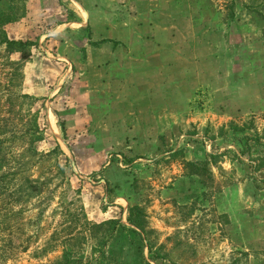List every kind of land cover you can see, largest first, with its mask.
<instances>
[{
    "label": "rangeland",
    "instance_id": "rangeland-1",
    "mask_svg": "<svg viewBox=\"0 0 264 264\" xmlns=\"http://www.w3.org/2000/svg\"><path fill=\"white\" fill-rule=\"evenodd\" d=\"M9 4L6 37L29 45L0 44V264L70 248L94 262L106 227L69 237L85 220L130 227L132 206L148 264H264V0ZM168 15L214 44L195 72L132 54L131 41H163Z\"/></svg>",
    "mask_w": 264,
    "mask_h": 264
},
{
    "label": "trees",
    "instance_id": "trees-1",
    "mask_svg": "<svg viewBox=\"0 0 264 264\" xmlns=\"http://www.w3.org/2000/svg\"><path fill=\"white\" fill-rule=\"evenodd\" d=\"M15 16L17 17L13 7L9 4L6 5L4 8H0V44H4L7 49H12L17 47L23 48L28 43H22V42H15L10 41L7 39L6 34L3 30V27L12 22L15 19ZM17 50V49H16ZM35 140H39V137H35ZM33 142V140L31 141ZM210 159H214L213 155H209ZM209 161H203L198 163H185V166L192 169V173H188L187 175L192 176H199L202 171L209 172L208 164ZM2 165H0L1 169ZM32 181H29L28 183H31ZM84 219H86L84 217ZM128 225L130 227H127L120 223V219H111L107 222L98 223V224H92L85 220L83 224L79 227L81 230L77 231L78 233L76 235H72V233H69L68 236L69 240H77L79 239V235L82 233H89V236L91 237L94 234V230L101 229V227H106V234L107 238L103 241H98L97 247H92V254L99 253L100 256L98 259L94 262H90L87 264H124L123 263V257L125 253H132L134 257L133 264H148L145 261V258L143 257V242L144 238V214L142 211L135 206L129 207L127 211V219H126ZM119 238L121 240L120 246L118 250H115L112 248L115 244L112 242V239ZM112 242V247L109 246V249L107 253L103 251V247L107 245V242ZM81 256L73 249H67L63 252L61 258L56 261L55 264H84L80 260Z\"/></svg>",
    "mask_w": 264,
    "mask_h": 264
},
{
    "label": "crops",
    "instance_id": "crops-1",
    "mask_svg": "<svg viewBox=\"0 0 264 264\" xmlns=\"http://www.w3.org/2000/svg\"><path fill=\"white\" fill-rule=\"evenodd\" d=\"M171 21V23L169 22ZM173 24L174 26H170ZM165 27V28H164ZM162 30V36L164 34L163 41H131V45L135 46L133 49V55L136 57H141V60L146 64L141 69H146L147 61L153 59L156 56L163 58V61H171L172 70L178 69L179 71L190 70L196 71L199 63L206 61L205 59H211L210 57L214 54L215 48L212 41H196L197 33L194 32L195 25H193V20L185 16L181 17H171L168 15L166 17V23L164 24ZM210 27L205 26L202 29L208 30ZM101 43L108 44V41H100ZM155 45V50L150 48L147 51V46L150 44ZM114 45V44H113ZM179 54V55H178ZM140 69V70H141ZM193 69V70H192ZM139 69H135V72L131 76L126 78H142V83L135 82V88L144 87L145 80L144 72H139ZM203 73V72H202ZM202 77H197V80ZM196 83L198 86L201 80ZM177 82L180 80L177 76ZM141 93V91H138Z\"/></svg>",
    "mask_w": 264,
    "mask_h": 264
}]
</instances>
